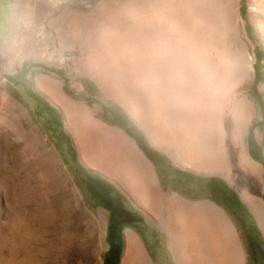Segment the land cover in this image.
<instances>
[{
    "label": "bare ground",
    "instance_id": "1",
    "mask_svg": "<svg viewBox=\"0 0 264 264\" xmlns=\"http://www.w3.org/2000/svg\"><path fill=\"white\" fill-rule=\"evenodd\" d=\"M21 2L24 11L20 16L25 21L14 15L12 48L8 49L13 56L44 57L63 64L66 51H71L67 58L68 71L78 76L86 74L102 92L115 93L119 102L129 107L147 136L152 111L156 123L153 143L169 149V157L183 168L223 177L247 205L264 236V197L254 195L249 187L257 186L264 193V168L251 157L247 145L255 115L254 103L247 95L254 78L255 55L247 44L248 41L253 48L239 12L240 0H104L98 12L76 9L71 6L72 0ZM247 2L248 20L264 45V0ZM116 15L119 32L112 35L109 32V35L118 42L111 44L92 28L101 19ZM153 55L158 65L169 64L173 68L182 65L188 73H198L201 92L207 100L212 99L216 89L220 120L215 128L198 119L206 113V100L201 110L190 103L187 105L188 102L182 104L174 126L168 125L161 114L163 108L173 105L170 93L159 102L158 92H154L155 107L150 110ZM36 81L61 109L65 129L73 139L80 161L110 179L109 172L119 174V185L128 188L134 200L142 196L139 208L158 223L174 240V245L178 239H195L201 235L200 231H190L181 225L183 220L196 222L225 216L207 201L190 203L175 193L160 196L148 159L120 128L102 120L100 105L72 99L64 93L62 83L52 77ZM70 87L81 91L85 85L74 78ZM258 90L264 98V81ZM0 101L12 102L6 92H0ZM228 111L232 112L229 132L223 114ZM212 136L218 138L217 144L210 141ZM99 138L108 146L103 148ZM256 139L264 154L261 136L256 134ZM2 149L0 146L1 160L5 157ZM215 153L218 155L214 157ZM105 162L111 169L108 172ZM168 174L170 178L175 176L172 172ZM192 184L190 181L187 186ZM161 207L169 209L170 216H163ZM174 250L177 251L175 247ZM193 251L188 256H193ZM236 252L234 264H245L238 246ZM2 254L10 264L14 262L13 249L2 250ZM88 264H97V259ZM119 264H152L139 236L129 229L125 230Z\"/></svg>",
    "mask_w": 264,
    "mask_h": 264
},
{
    "label": "rangeland",
    "instance_id": "2",
    "mask_svg": "<svg viewBox=\"0 0 264 264\" xmlns=\"http://www.w3.org/2000/svg\"><path fill=\"white\" fill-rule=\"evenodd\" d=\"M103 1L72 0L71 6L86 12H98ZM22 3L0 0V92H6L13 103L0 101V146L5 154L4 159H0V264H10L2 254V250L7 249H13L16 255L12 264H88L94 259H97V264H103L109 247L107 236L109 234L114 241L118 232L111 230L109 210L101 208L90 195V184L94 178L106 180L105 189L112 199L119 201V238L116 240L120 247L119 256L115 261L108 253L106 264H118L120 261L127 229L139 236L152 264H175L164 232L139 208L142 196L138 200L131 198L128 188L119 185V174L109 172L110 179L80 161L73 139L65 129L61 109L47 92L37 86V78L49 77L59 80L64 93L72 99L90 100L100 105L102 120L107 125L120 128L132 141H140L134 142L152 167L159 195L175 193L190 203H214L235 224L246 264H264V236L235 188L217 174L196 172L177 165L169 157V149L155 145L152 139L156 123L152 111L147 136L129 107L120 103L115 93L114 96L109 91L102 92L95 80L86 74L78 76L68 71L70 61L67 58L71 51H66L63 64L44 57L31 58L13 53L17 57L14 58L8 50L12 48L11 27L14 15H17L16 19L25 21L20 16L24 11ZM239 12L253 44L251 48L246 40L249 50L255 55L254 78L247 92L254 103L255 115L247 135V145L251 157L264 168L262 145L256 139L257 134L264 142V98L258 90V85L264 81V45L248 20L247 0H240ZM124 21L127 22L128 18ZM119 25L116 15L112 19H101L92 29L100 37L108 38L111 44H116L118 40L110 37L109 32L111 35L119 32ZM151 63L150 110L155 107L154 92H158L156 98L159 102L160 98L171 95L173 105L163 108L161 114L168 125L174 126L182 104L188 102L187 105L190 103L193 108L198 106L201 110L206 100V113L198 119L209 128H215L220 120V98L216 89L212 99L207 100L208 97L201 92L198 73H188L182 65L174 68L169 64L158 65L154 55ZM74 78L85 85L84 90L76 91L70 87ZM231 113H223L227 132ZM217 139L212 136L210 141L217 144ZM98 141L103 148L108 146L102 138ZM149 144L159 149L161 155H153ZM112 149L117 150L116 147ZM105 165L107 172L111 170L109 164L105 162ZM171 172L175 174L174 178L167 176ZM190 181L193 184L189 187L187 183ZM249 187L254 195L264 197L259 187ZM118 188L125 193L122 198L116 192ZM160 211L163 216H170L169 209L161 207Z\"/></svg>",
    "mask_w": 264,
    "mask_h": 264
},
{
    "label": "crops",
    "instance_id": "3",
    "mask_svg": "<svg viewBox=\"0 0 264 264\" xmlns=\"http://www.w3.org/2000/svg\"><path fill=\"white\" fill-rule=\"evenodd\" d=\"M17 1L18 4L21 2V0H17ZM108 181L111 182L110 180ZM117 191H119V188L117 189ZM122 193L125 194L124 191ZM160 196H164V195L160 194ZM212 204L216 206L214 203ZM216 207L219 208L218 206ZM219 209L225 214V212L221 208ZM226 214L223 217H218L213 219L204 218L203 220L196 222L183 220L185 222H182L181 225H185L187 229H190V231L196 230L197 232L199 231L201 232L200 233L201 235L197 236L195 239H181V240L178 239V241H176L174 245V240L169 238V236H167L166 233H164L167 240V246L173 256L174 263L175 264H234L237 254L236 249L238 246L241 252V256L242 258L244 257L246 264L245 253L241 244L239 243L236 234L235 224L232 223L231 219ZM153 222L157 226H159L158 223H156L155 221ZM196 225H201V227L195 228L194 226ZM174 247L177 251L174 250ZM217 249L219 251H217ZM191 251H193L194 255L188 256V254Z\"/></svg>",
    "mask_w": 264,
    "mask_h": 264
},
{
    "label": "flooded vegetation",
    "instance_id": "4",
    "mask_svg": "<svg viewBox=\"0 0 264 264\" xmlns=\"http://www.w3.org/2000/svg\"><path fill=\"white\" fill-rule=\"evenodd\" d=\"M136 140V141H135ZM135 142H140L138 141V139H134ZM138 145V144H137ZM149 150L153 155H161V151L159 149H157L156 147L152 146L149 144ZM160 151V152H159ZM144 153V152H143ZM95 175V174H94ZM96 177V176H95ZM94 182L90 184V189L92 191H90V195L92 197V199L99 205L101 206V208L103 207V209L109 210L108 211V219H109V224H112V232L113 231H117L118 233L115 235L116 236V240L118 239L119 236V201H116L114 199L111 198L110 196V192L108 190H106V180H98L96 178H94ZM93 187V188H91ZM117 194L121 197V195L123 194L120 190L117 191ZM125 196V195H124ZM122 198V197H121ZM127 200V199H125ZM128 201V200H127ZM111 212L113 213H117V214H111ZM114 217V219L112 220V218ZM116 244V241L113 242V244H111V248L112 246Z\"/></svg>",
    "mask_w": 264,
    "mask_h": 264
},
{
    "label": "trees",
    "instance_id": "5",
    "mask_svg": "<svg viewBox=\"0 0 264 264\" xmlns=\"http://www.w3.org/2000/svg\"><path fill=\"white\" fill-rule=\"evenodd\" d=\"M107 242H108V244H109V248H108V250L106 251V255L104 256V258H103V264H106V257H107V254L108 253H111V255L114 257V260L116 261V258H118V256H119V251H120V247L117 245V244H114L113 246H112V248H111V244H113V242L114 241H116V239L113 241L112 239H111V236H109V234H108V236H107Z\"/></svg>",
    "mask_w": 264,
    "mask_h": 264
}]
</instances>
